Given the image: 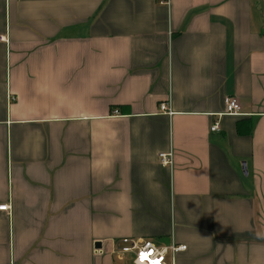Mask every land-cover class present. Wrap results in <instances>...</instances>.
I'll return each instance as SVG.
<instances>
[{
    "label": "crops",
    "instance_id": "0c3cea01",
    "mask_svg": "<svg viewBox=\"0 0 264 264\" xmlns=\"http://www.w3.org/2000/svg\"><path fill=\"white\" fill-rule=\"evenodd\" d=\"M0 206V264H264V0H0Z\"/></svg>",
    "mask_w": 264,
    "mask_h": 264
},
{
    "label": "built area",
    "instance_id": "2783aa9c",
    "mask_svg": "<svg viewBox=\"0 0 264 264\" xmlns=\"http://www.w3.org/2000/svg\"><path fill=\"white\" fill-rule=\"evenodd\" d=\"M161 112L171 114L167 104H161ZM241 106L237 99L229 98L226 100L225 115L239 116ZM117 114V111L115 112ZM219 130V125L215 124L212 129ZM161 163L164 166H171L173 164L172 154H162L160 156ZM8 206H0L1 211H6ZM186 251V246H179L172 244L169 247H158L151 241L122 239L117 244V251L119 257H124L127 254H133L134 264H176L175 257L178 253ZM170 257V260H169Z\"/></svg>",
    "mask_w": 264,
    "mask_h": 264
},
{
    "label": "water",
    "instance_id": "95a60500",
    "mask_svg": "<svg viewBox=\"0 0 264 264\" xmlns=\"http://www.w3.org/2000/svg\"><path fill=\"white\" fill-rule=\"evenodd\" d=\"M244 169H245V165H244ZM245 174H247V172H245Z\"/></svg>",
    "mask_w": 264,
    "mask_h": 264
}]
</instances>
